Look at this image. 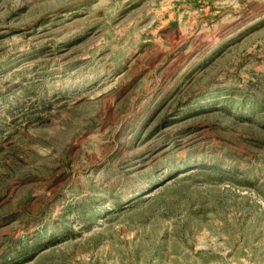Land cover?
Returning a JSON list of instances; mask_svg holds the SVG:
<instances>
[{
	"label": "rangeland",
	"instance_id": "rangeland-1",
	"mask_svg": "<svg viewBox=\"0 0 264 264\" xmlns=\"http://www.w3.org/2000/svg\"><path fill=\"white\" fill-rule=\"evenodd\" d=\"M0 264H264V0H0Z\"/></svg>",
	"mask_w": 264,
	"mask_h": 264
}]
</instances>
